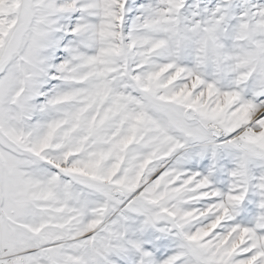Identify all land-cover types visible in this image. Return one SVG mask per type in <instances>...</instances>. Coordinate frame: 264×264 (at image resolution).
<instances>
[{"label":"snow or ice","instance_id":"1","mask_svg":"<svg viewBox=\"0 0 264 264\" xmlns=\"http://www.w3.org/2000/svg\"><path fill=\"white\" fill-rule=\"evenodd\" d=\"M0 264H264V0H0Z\"/></svg>","mask_w":264,"mask_h":264}]
</instances>
